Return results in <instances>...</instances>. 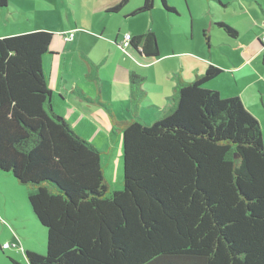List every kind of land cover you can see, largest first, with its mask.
<instances>
[{
    "label": "trees",
    "instance_id": "16d2710c",
    "mask_svg": "<svg viewBox=\"0 0 264 264\" xmlns=\"http://www.w3.org/2000/svg\"><path fill=\"white\" fill-rule=\"evenodd\" d=\"M155 1L144 0L133 15L150 12ZM8 4L0 0V8ZM54 35L40 29L0 37V170L29 186L48 231L45 254L16 240L3 249L25 250L28 264H264L262 129L239 96L206 87L223 70L209 65L193 81L180 80L152 123L136 117L144 77L131 74L134 118L105 109L124 159L122 188L110 192L103 151L53 109L43 62ZM131 45L159 54L153 31L132 35Z\"/></svg>",
    "mask_w": 264,
    "mask_h": 264
},
{
    "label": "crops",
    "instance_id": "0c3cea01",
    "mask_svg": "<svg viewBox=\"0 0 264 264\" xmlns=\"http://www.w3.org/2000/svg\"><path fill=\"white\" fill-rule=\"evenodd\" d=\"M17 1L9 0L7 8H0L9 17L0 18V37L43 29L32 28L25 19L10 18H18L20 7L14 5ZM67 1L63 6L53 5L58 28L45 29L55 35L43 62L53 90L52 106L56 105L67 119V113L73 112V101L79 109L77 124L84 120L91 123L81 107L92 115H102L101 119L112 126L107 108L120 120L134 118L131 74L136 73L144 77L145 91L136 117L152 123L170 107L180 80L193 81L209 65L223 72L206 87L217 90L222 97L239 96L251 113L254 106L260 110V105L264 107V0L258 2L263 15L253 6L254 0H167L176 12H167L161 0H156L150 12L137 16L133 13L144 0H129L119 11L112 8L121 0ZM155 9L168 14L167 23L157 18ZM219 22L237 30V36L226 34ZM147 31L158 38V56L141 54L132 46L122 47L125 33L137 36ZM71 32L75 35L69 41L66 38ZM237 54L239 59L234 58ZM225 57L231 59L230 66L223 62ZM91 105L100 109L91 110Z\"/></svg>",
    "mask_w": 264,
    "mask_h": 264
},
{
    "label": "rangeland",
    "instance_id": "374dc122",
    "mask_svg": "<svg viewBox=\"0 0 264 264\" xmlns=\"http://www.w3.org/2000/svg\"><path fill=\"white\" fill-rule=\"evenodd\" d=\"M261 1L263 0H254L253 6L257 8L260 15H263V10L258 4V2L261 3ZM67 3H69L67 0H55V3L53 0H18L14 3V5L20 7L19 12H17L18 18L14 16H10V18L12 20L25 19V23L32 28H58L57 13L53 10V5L63 6ZM15 10L17 11V9ZM23 10H25L27 14ZM154 11L158 19L161 20L162 18L163 22L166 21L167 23L165 16L168 14L165 11L160 12L156 9ZM3 17L6 20L9 19L8 13L0 10V18ZM130 25L131 23L127 24V26ZM22 29H25L24 25ZM216 57L219 59L218 54ZM246 57L249 58L248 56ZM234 58L239 59L240 57L237 54ZM223 62H227L230 66L229 63H231V59L225 57ZM228 71L231 72V70ZM259 103L261 104V99H259ZM70 106L73 112H68L67 114L72 128L76 130L82 138L103 151L101 154V162L104 168L105 178L110 185V192L115 188H122L124 159L121 144L122 138L120 139L121 136L114 130V125L112 126L110 122H105L104 119H101V117L104 118L102 115H100V117L92 115L82 107L81 111L89 117L91 123L84 120L82 123L77 124L75 121L77 116H80L78 115L79 109L75 106L74 101L70 103ZM260 106L261 110L254 106L252 114L260 122L264 141V107H262V105ZM92 108L100 109V107L97 108L94 105H91L90 109L92 110ZM53 109L63 116L66 115L60 112L56 105L53 106ZM76 111L77 113H75ZM28 193V185L18 182L12 172L0 170V264H16V262L28 264L24 253L25 250L22 251L15 247L5 250L3 249L4 242L13 243L16 240L18 242L20 241L24 249L30 248L29 250L41 254L47 252L48 231L35 216L28 199Z\"/></svg>",
    "mask_w": 264,
    "mask_h": 264
},
{
    "label": "built area",
    "instance_id": "2783aa9c",
    "mask_svg": "<svg viewBox=\"0 0 264 264\" xmlns=\"http://www.w3.org/2000/svg\"><path fill=\"white\" fill-rule=\"evenodd\" d=\"M74 35H75V33L74 32H71L66 39L69 40V41H71V40L74 39ZM131 39H132L131 33L128 32V33H125L124 34V38H123V41H122V47L124 49L130 47V45H131ZM262 41L264 42V33H263ZM13 246H16L17 247V245L15 243L13 244ZM4 247L5 248L10 247V244L9 243H6V244H4Z\"/></svg>",
    "mask_w": 264,
    "mask_h": 264
},
{
    "label": "clouds",
    "instance_id": "9594fccd",
    "mask_svg": "<svg viewBox=\"0 0 264 264\" xmlns=\"http://www.w3.org/2000/svg\"><path fill=\"white\" fill-rule=\"evenodd\" d=\"M132 46V45H131Z\"/></svg>",
    "mask_w": 264,
    "mask_h": 264
}]
</instances>
